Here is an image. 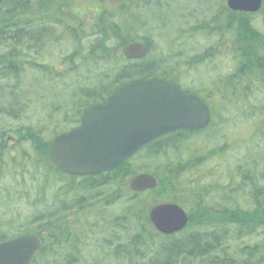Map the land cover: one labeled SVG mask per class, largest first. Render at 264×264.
Listing matches in <instances>:
<instances>
[{
    "label": "trees",
    "instance_id": "16d2710c",
    "mask_svg": "<svg viewBox=\"0 0 264 264\" xmlns=\"http://www.w3.org/2000/svg\"><path fill=\"white\" fill-rule=\"evenodd\" d=\"M69 1L0 0V243L28 232L41 236L42 249L30 264H264V31L253 23L257 13L218 3L210 19L198 20L212 14V8L174 23L171 31L156 11L172 8L168 1L175 0H140L157 27L179 32L175 44L186 31L180 27L192 19L198 22L190 32L214 36L204 52L183 59L186 53L174 50L173 40L161 35L154 42L150 34H140L147 18L138 14L137 0L115 15L98 0L102 6L93 25L85 24L83 11H77L80 21L73 24L66 14ZM49 9L62 17L50 16ZM139 40L147 44L148 54L127 58L124 48ZM61 49H69L63 68L44 61ZM222 49L233 63L229 72L203 79L198 87L184 83L189 69L212 62ZM28 72H39L55 85L67 78L78 82L64 87L73 88L65 106L56 101L47 119L33 124L25 121L41 108L32 101L28 105L38 92L24 87ZM157 78L200 95L212 110L210 124L157 137L113 170L96 175L70 174L52 162V142L78 127L88 107L105 103L129 83ZM226 112L257 125L262 141L253 147L263 153L251 151L247 161L208 181L210 172H200L226 149L218 142ZM197 141L203 149L192 145ZM208 142L216 148L204 152ZM144 171L158 176V187L132 191L131 178ZM162 186L190 202L189 223L179 232L163 234L149 219L143 199ZM22 204L30 215L16 214ZM258 235L261 239L253 242ZM84 251L94 254L90 261Z\"/></svg>",
    "mask_w": 264,
    "mask_h": 264
},
{
    "label": "water",
    "instance_id": "95a60500",
    "mask_svg": "<svg viewBox=\"0 0 264 264\" xmlns=\"http://www.w3.org/2000/svg\"><path fill=\"white\" fill-rule=\"evenodd\" d=\"M234 11L256 13L263 0H228ZM142 41L128 44L127 58L147 55ZM212 112L204 99L184 90L177 83L163 78L127 84L106 103L90 106L82 123L72 131L58 136L50 147L53 163L75 175H95L113 170L153 139L178 130H199L211 122ZM157 177L139 173L130 182L132 191L157 187ZM150 218L157 230L172 234L186 228L190 216L174 202L154 206ZM42 247L38 234L25 233L0 243V264H30Z\"/></svg>",
    "mask_w": 264,
    "mask_h": 264
},
{
    "label": "rangeland",
    "instance_id": "374dc122",
    "mask_svg": "<svg viewBox=\"0 0 264 264\" xmlns=\"http://www.w3.org/2000/svg\"><path fill=\"white\" fill-rule=\"evenodd\" d=\"M70 5L68 6V10L66 12L67 15L71 16L68 19L75 24L76 22L80 21L77 18V11H83V19L85 24H91L93 25L95 22V11L101 9L102 3L107 6L108 9L111 10L110 14L116 13V10H120L121 6H125L127 10L132 7L131 4H128L132 2V0H103V2H99L98 0H70ZM170 4V9L167 7H164L165 10H159L157 9L156 14L157 17L160 19L162 22H166L169 25V29L171 31H174L175 24L177 22H181L184 19L187 20L189 17H196L199 15V11H204L205 9L212 8L214 9L212 14H208L205 16H199L198 20H208L213 14H216L219 11V6L218 3H224L227 4V0H175L174 2L168 1ZM207 2V3H206ZM140 3V0H137V4ZM210 3V4H208ZM142 2L140 3V5ZM135 6L137 8L138 14L143 16L144 18H147L144 28L139 29L138 31L140 34H150V36L153 38L154 42L159 41V37L163 35L164 37L169 38V40H173L172 44L174 45L178 39H180L179 32H170L168 27L164 28L162 26L157 27V24L148 17V13L145 12L143 9L142 5L141 6ZM264 8V4L262 9ZM91 9V10H90ZM261 9V10H262ZM195 10V12L192 14L190 11ZM47 13L50 16H56L61 18L62 14L61 13H55L53 10L49 9ZM46 12H43V15H45ZM55 14V15H54ZM66 19V20H68ZM198 20H188L183 26L180 27V30L185 29L186 31H180L181 33H184L183 37H181V41L177 44H175L176 48L174 50H179V52H182L184 56L182 57L185 59L186 57L190 55H195L197 53H202L204 52L209 46L213 45L215 42V39L213 38L214 36H206L205 34L201 33H196L193 34L194 32H190L188 29L189 27H193L197 24ZM253 23L257 27V29L264 31V11L263 12H258L252 17ZM175 23V24H174ZM162 27L163 29L159 30L158 28ZM161 32V33H160ZM201 35V36H198ZM198 36V37H197ZM195 38L194 42L192 39ZM50 49V47H49ZM184 50V51H183ZM226 49H222L219 56L213 60L212 62H206L204 64L199 65L198 67L194 69H189L188 72L186 73L187 77L182 78L184 83L188 86H202L204 83L203 79H209V78H215L218 76L223 75L224 73L229 72L230 68H232V60L229 59L225 53ZM69 49H64V50H55L54 56L53 57H46L44 60L45 62L50 61L56 67L58 68H63L61 61L62 57L68 54ZM184 52V53H183ZM173 53V49H172ZM183 66V64H181ZM30 73L28 76V79L24 85L27 84L26 89L30 90L29 86L31 85L34 90L38 91L37 94L35 92V96L33 95L34 98L29 99L30 102H28L29 106H33L31 104V101L33 104L37 103L38 106H40L41 110L36 112V113H29L30 119L25 121L26 123H35L37 120L41 119H47V116L50 115L51 108L53 104L55 106L58 104L56 101H62L61 103L65 106L66 102L68 101L69 96H71V93L73 91V88L69 89H64V87L67 84H74L75 86L78 84V82H73L71 83L70 80L71 78H67L66 80H60L57 82V84H53L47 80H45L44 76L40 74L39 72H28ZM27 73V74H28ZM36 78L35 81H31L32 78ZM38 78V79H37ZM30 80V81H29ZM29 85V86H28ZM32 92H34L32 90ZM39 93V94H38ZM43 93L44 95L40 94ZM48 97H46V96ZM45 96V97H44ZM46 103V104H44ZM71 107V106H70ZM29 108V107H27ZM65 108H62L59 113H57V116L62 119V114L64 112ZM30 111V109H29ZM35 111V110H34ZM223 117H225L227 122L222 123V129L219 131V139L218 142L220 144L225 143V150L222 152L221 155H217L215 158H212L209 164L205 165V171L200 172L204 176L205 173L210 172L209 174V179L207 178L208 181H215L218 175H221L222 172L227 173L230 168H233L237 163H243L244 161H247L248 159V153L252 151L254 154H256L257 151L260 152L259 155H262L263 151L262 148L257 146L256 149H254V145L256 143L261 142L259 135H257V125L254 126V124H251V120L247 121L246 118L241 115L240 113H235V112H226L224 113ZM254 120L256 118H259L258 116L252 117ZM246 120V121H244ZM43 123L45 122L42 120ZM259 121V120H257ZM14 123H19L17 121L11 120V124L13 125ZM198 142V141H197ZM193 143L192 145H197L198 148H201L200 143ZM208 145L204 149V152L206 149L208 150L210 147L212 149L216 148L214 143L208 142ZM227 145V147H226ZM261 157V156H259ZM160 177V175H159ZM9 180V179H8ZM10 182V180H9ZM50 199V198H49ZM188 198H186L185 195L178 194V193H173L169 191L167 188L163 189V186L160 187L157 191H155L153 194L150 196H147L146 198L143 199V202L146 203V209L148 210L149 214V219L150 218V213L151 210L154 206L160 205L162 203H167V202H175L179 203L181 206H184L183 208H186L187 210L191 211V207H189ZM184 203V204H182ZM187 204V205H186ZM23 204L19 207L20 211H17L16 214H22L23 216H28L29 210H25L23 208ZM116 208L115 211L119 212L118 207ZM190 213V212H189ZM15 214V215H16ZM191 215V213H190ZM261 239V236H255L252 241H259ZM98 250L94 253L97 254ZM86 254V260H91L93 257L91 251H84L83 255ZM92 255V256H91Z\"/></svg>",
    "mask_w": 264,
    "mask_h": 264
},
{
    "label": "flooded vegetation",
    "instance_id": "af4514ba",
    "mask_svg": "<svg viewBox=\"0 0 264 264\" xmlns=\"http://www.w3.org/2000/svg\"><path fill=\"white\" fill-rule=\"evenodd\" d=\"M255 15V14H254Z\"/></svg>",
    "mask_w": 264,
    "mask_h": 264
}]
</instances>
